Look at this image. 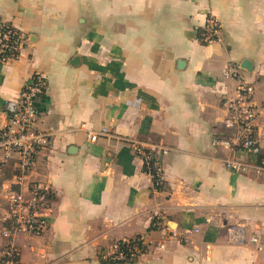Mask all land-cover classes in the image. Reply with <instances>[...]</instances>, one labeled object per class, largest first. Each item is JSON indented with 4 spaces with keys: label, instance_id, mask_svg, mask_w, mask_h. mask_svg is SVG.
<instances>
[{
    "label": "crops",
    "instance_id": "crops-1",
    "mask_svg": "<svg viewBox=\"0 0 264 264\" xmlns=\"http://www.w3.org/2000/svg\"><path fill=\"white\" fill-rule=\"evenodd\" d=\"M209 16L222 29L205 44ZM5 24L26 41L0 66V127L35 74L46 82L48 141L30 182L51 190L48 227L16 237L19 264H103V251L136 238L146 251L129 264H264V0H0ZM230 66L259 112L263 152L247 174L228 171L232 154L211 144L227 136ZM102 128L121 140L90 143ZM150 146L169 149L161 190L137 151ZM13 176L11 166L0 177V258Z\"/></svg>",
    "mask_w": 264,
    "mask_h": 264
},
{
    "label": "built area",
    "instance_id": "built-area-1",
    "mask_svg": "<svg viewBox=\"0 0 264 264\" xmlns=\"http://www.w3.org/2000/svg\"><path fill=\"white\" fill-rule=\"evenodd\" d=\"M221 23L218 18L209 16L202 41L212 44L220 40ZM26 37L14 26H0V66L20 57ZM226 77L237 81L235 94L224 98L222 107L225 116L222 125L227 131L224 138L212 141L213 147H222L232 156L224 160L225 168L234 174H247L255 166L253 160L263 152L257 132L258 108L254 101V89L241 77L239 69L230 66ZM46 90L42 75L35 74L21 90L16 102L5 105L6 123L0 127V177L9 167L14 168L12 186L7 190V211L3 217L2 235L5 239L0 264H19V252L15 239L19 234L40 236L48 227L46 214L50 210L51 190L46 185L31 183L39 155L48 141V135L39 130V102ZM101 138L121 140L108 128L99 131L89 130L87 139L96 143ZM164 146H150L137 150L144 160V170L152 178L155 186H163L162 156L168 152ZM257 173L264 166H255ZM159 222V220H158ZM157 222V223H158ZM243 233H232L233 241L244 242ZM129 243V241H120ZM251 242L257 244L255 238ZM143 243V241H142ZM144 245V244H143ZM141 255L135 247L126 251L119 242L103 251L100 258L112 264H129Z\"/></svg>",
    "mask_w": 264,
    "mask_h": 264
},
{
    "label": "trees",
    "instance_id": "trees-1",
    "mask_svg": "<svg viewBox=\"0 0 264 264\" xmlns=\"http://www.w3.org/2000/svg\"><path fill=\"white\" fill-rule=\"evenodd\" d=\"M155 186V183H154ZM157 190H161L162 186H155ZM119 244L122 246V248L126 251L132 250L133 248L137 247L140 250V253L143 254L146 251L145 246L142 243V240L140 238H136L134 240H129V243H122L119 242ZM103 264H112L110 261H103Z\"/></svg>",
    "mask_w": 264,
    "mask_h": 264
},
{
    "label": "water",
    "instance_id": "water-1",
    "mask_svg": "<svg viewBox=\"0 0 264 264\" xmlns=\"http://www.w3.org/2000/svg\"><path fill=\"white\" fill-rule=\"evenodd\" d=\"M75 62H78V59ZM241 69L250 73L253 70V65L251 64V62L246 60L242 62Z\"/></svg>",
    "mask_w": 264,
    "mask_h": 264
}]
</instances>
